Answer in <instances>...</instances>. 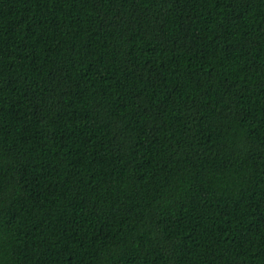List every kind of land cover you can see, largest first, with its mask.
<instances>
[{
  "label": "trees",
  "instance_id": "obj_1",
  "mask_svg": "<svg viewBox=\"0 0 264 264\" xmlns=\"http://www.w3.org/2000/svg\"><path fill=\"white\" fill-rule=\"evenodd\" d=\"M0 264H264V0H0Z\"/></svg>",
  "mask_w": 264,
  "mask_h": 264
}]
</instances>
